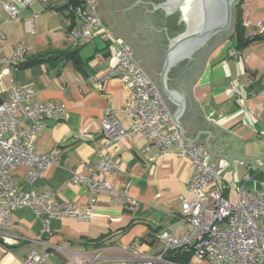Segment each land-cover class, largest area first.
<instances>
[{
    "label": "crops",
    "instance_id": "0c3cea01",
    "mask_svg": "<svg viewBox=\"0 0 264 264\" xmlns=\"http://www.w3.org/2000/svg\"><path fill=\"white\" fill-rule=\"evenodd\" d=\"M91 1L104 24L131 45L136 61L159 86L174 114L179 104L163 91L161 75L170 43L164 27L172 15L166 16L163 9L150 11L152 3L141 0L136 4L135 0ZM70 2L57 0L54 5H47L34 1L13 21L8 20L0 6V28L6 33L3 56H12L23 43L27 61L40 55L43 58L27 67H5L0 89L7 91L13 85L30 87L35 91L33 101L63 103L66 109L61 119L43 124L36 140V150L54 155L58 164L48 167L35 181L28 179L27 166H18L13 171L18 189L39 193L48 190L62 202L84 205L91 194L82 184L70 182L71 170L81 168L84 161L98 160L91 140H101L107 112L130 124L124 112L130 93L119 78H108L100 87L95 85L98 78L106 75L113 51L101 37L74 47L67 26ZM262 20L264 0H240L231 29L218 32L192 52L176 67L169 82L185 98L178 118L184 136H198L196 141L212 153L214 160L227 159L232 164L226 179L219 178L213 185L224 187L230 197L228 182L264 189ZM238 21L244 27V41L251 39L243 47H238L240 41L235 32ZM234 49H238L239 58L231 55ZM237 77L253 80L244 101L230 96V84ZM252 109L255 114L250 112ZM114 151L115 160L121 164L117 188L120 192L128 190L134 205L130 207L113 194L104 193L99 195L89 220L53 218L48 233H44V220L32 208H19L12 214L11 227L0 230V264H36L29 262L33 250L45 255L48 264H73L79 253L96 251L112 260L123 257V249L139 240L142 248L153 254L161 249L157 239L160 232L183 235L190 224L178 215L181 198L189 195V160L174 149L160 151L141 135L122 138ZM247 174L251 175L250 180L245 179ZM179 264L208 262L192 255Z\"/></svg>",
    "mask_w": 264,
    "mask_h": 264
},
{
    "label": "built area",
    "instance_id": "2783aa9c",
    "mask_svg": "<svg viewBox=\"0 0 264 264\" xmlns=\"http://www.w3.org/2000/svg\"><path fill=\"white\" fill-rule=\"evenodd\" d=\"M34 1L47 5L57 2L1 0L0 6L8 20L13 21ZM68 7V33L75 48L85 46L96 37L109 43L113 51L110 67L95 85L100 87L108 78L122 80L130 93L124 108L130 124L107 112L101 140H91L98 160L84 161L81 168L71 170L70 182L82 184L91 194L87 204L62 202L48 190L22 192L13 175L15 168L27 166L28 179L35 181L48 167L58 164L54 155L36 150V140L43 124L47 120L61 119L66 109L63 103L33 101L35 91L30 87L13 85L7 91L0 89V230L11 227L12 214L22 207L32 208L44 220V233H48L53 218L67 216L89 220L99 195L104 193L113 194L119 202L130 207L134 205L135 200L128 190L120 192L117 188L121 164L114 158V148L124 137L141 135L160 151L174 149L180 157L189 160V195L181 198L178 215L180 220L190 224L189 229L181 236L160 232L157 239L161 249L153 254L144 250L143 242L139 240L124 248L121 258L108 260L101 251L79 253L73 258V264H179L168 257L172 251L195 255L208 264H264V189H250L228 182L227 188L232 190L230 197L224 187L214 188L217 179H226L232 164L227 159L214 160L201 143L182 136L159 86L136 61L131 45L104 24L91 0L70 2ZM259 26L264 34V20ZM5 37V31L0 28V87L3 69L18 68V64L27 59V48L23 43L16 47L12 56H3L1 48ZM231 55L239 58L238 49L232 50ZM252 84V79H233L230 96L244 101L246 90ZM250 112L255 114L253 109ZM245 179L250 180L251 175L247 174ZM262 186L264 188V182ZM44 256L33 250L29 262L48 264Z\"/></svg>",
    "mask_w": 264,
    "mask_h": 264
},
{
    "label": "water",
    "instance_id": "95a60500",
    "mask_svg": "<svg viewBox=\"0 0 264 264\" xmlns=\"http://www.w3.org/2000/svg\"><path fill=\"white\" fill-rule=\"evenodd\" d=\"M137 1L139 0H135L134 3L136 4ZM141 1L152 3V10L150 11L163 9L166 16L173 15V12L178 7L177 5H175L176 0H169L161 4H159V1L157 0H141ZM232 4H233V0H223V9H222L223 11L221 13V16L217 17L215 20H211L210 22L206 21V24L204 26H199L195 18V11L191 10V13H189L190 28L186 33L182 35L179 34L183 30V28L180 29L172 28V23H168L166 27H164L166 29V33L168 35L170 43H169V50L167 53L166 62L163 68V72L161 74L162 88L163 91L166 94H168L169 97L172 98V100H174L176 103L179 104L178 109L174 113V119L176 123L181 127L182 136L184 129L179 123L178 118L183 113L185 106V98L184 96H182L180 92H178L169 85L172 73L183 60H185L187 57H191L190 54L195 50H197L199 47H201L213 35L217 34L218 32L224 31L230 27L232 21ZM182 25L183 24L181 23V27ZM200 132L211 133L209 131H200ZM210 136H208V138ZM197 138L198 136L192 140L187 138L185 139L189 141H194Z\"/></svg>",
    "mask_w": 264,
    "mask_h": 264
},
{
    "label": "flooded vegetation",
    "instance_id": "af4514ba",
    "mask_svg": "<svg viewBox=\"0 0 264 264\" xmlns=\"http://www.w3.org/2000/svg\"><path fill=\"white\" fill-rule=\"evenodd\" d=\"M157 1H159V4H161L169 0ZM239 1L240 0H233L231 25L224 31H229L231 29L234 19L235 6ZM175 5L178 7L173 12V15L169 18V20L170 23H172V28H183L179 35L186 33L190 28L189 13H191V10L195 11V18L199 26H204L206 21L210 22L211 20H215L217 17H220L223 11V0H176ZM181 23L183 24L182 27ZM208 41L209 39L204 44L208 43Z\"/></svg>",
    "mask_w": 264,
    "mask_h": 264
},
{
    "label": "trees",
    "instance_id": "16d2710c",
    "mask_svg": "<svg viewBox=\"0 0 264 264\" xmlns=\"http://www.w3.org/2000/svg\"><path fill=\"white\" fill-rule=\"evenodd\" d=\"M81 1L82 0H71V3H79ZM235 32L237 35V40L240 41V46H238V47H243L251 41V39L244 41V39H243L244 38V27L242 26L241 22H239V21L236 22ZM254 38H259V37L256 36ZM42 61H43V58H42V55H40V56H37L36 58H34L32 60H29V61L26 60V61L18 64V68L19 67H25V66L26 67L31 66V65H34L36 63H40ZM190 256H191V254L183 253L181 251H175V252L172 251L168 254V257L170 259H173L178 263L187 262L188 259L190 258Z\"/></svg>",
    "mask_w": 264,
    "mask_h": 264
}]
</instances>
